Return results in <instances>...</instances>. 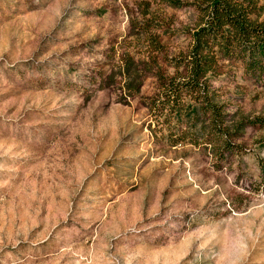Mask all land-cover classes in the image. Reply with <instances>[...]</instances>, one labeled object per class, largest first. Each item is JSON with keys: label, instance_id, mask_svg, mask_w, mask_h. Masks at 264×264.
<instances>
[{"label": "rangeland", "instance_id": "374dc122", "mask_svg": "<svg viewBox=\"0 0 264 264\" xmlns=\"http://www.w3.org/2000/svg\"><path fill=\"white\" fill-rule=\"evenodd\" d=\"M183 1L0 0V264H264V127L218 157L151 108L157 65L131 22L149 2L177 56L197 19ZM213 85L232 121L264 117V78Z\"/></svg>", "mask_w": 264, "mask_h": 264}, {"label": "trees", "instance_id": "16d2710c", "mask_svg": "<svg viewBox=\"0 0 264 264\" xmlns=\"http://www.w3.org/2000/svg\"><path fill=\"white\" fill-rule=\"evenodd\" d=\"M165 2L173 8L186 4L183 0ZM144 4L146 12L132 20L130 36L138 44L147 45L148 62L144 65H157L158 93L152 98V110L161 117L165 115L160 113L169 110L171 119L186 124V139L195 131L203 143L210 144L214 156L223 157L224 151L231 149L234 136L241 134L246 125L264 127V117L232 121L213 85L238 69L257 80L264 78V0H196L193 5L197 19L187 30L189 44L171 57L164 55L161 35L155 29L158 20L147 10L150 3ZM165 63L172 71L164 67ZM120 71L123 88L130 97L141 94V68L131 52L123 55ZM176 139L172 146L183 141Z\"/></svg>", "mask_w": 264, "mask_h": 264}]
</instances>
